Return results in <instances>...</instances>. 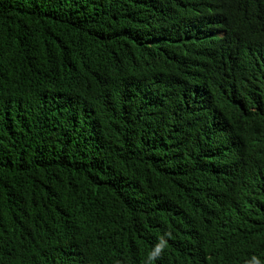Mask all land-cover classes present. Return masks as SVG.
Returning a JSON list of instances; mask_svg holds the SVG:
<instances>
[{
  "label": "trees",
  "instance_id": "trees-1",
  "mask_svg": "<svg viewBox=\"0 0 264 264\" xmlns=\"http://www.w3.org/2000/svg\"><path fill=\"white\" fill-rule=\"evenodd\" d=\"M0 264H264V0H0Z\"/></svg>",
  "mask_w": 264,
  "mask_h": 264
}]
</instances>
